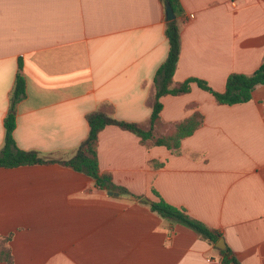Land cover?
<instances>
[{
    "label": "crops",
    "instance_id": "crops-1",
    "mask_svg": "<svg viewBox=\"0 0 264 264\" xmlns=\"http://www.w3.org/2000/svg\"><path fill=\"white\" fill-rule=\"evenodd\" d=\"M179 3L174 83L197 78L223 92L229 74L260 67L264 0ZM168 48L161 0H0V149L12 112L16 146L51 161L0 168V235H12L15 264H222L226 249L239 264H264V85L233 106L194 84L185 95L162 97L165 123L203 116L179 155L106 126L99 170L124 192L99 188L61 163L86 139L87 115L149 119ZM17 74L25 89L11 111ZM153 189L216 241L152 212L140 200L152 202Z\"/></svg>",
    "mask_w": 264,
    "mask_h": 264
},
{
    "label": "trees",
    "instance_id": "trees-1",
    "mask_svg": "<svg viewBox=\"0 0 264 264\" xmlns=\"http://www.w3.org/2000/svg\"><path fill=\"white\" fill-rule=\"evenodd\" d=\"M165 5L169 4L174 19H165V37L168 41V54L165 61L159 66L154 78V97L149 119L145 123H129L118 121L103 113L94 112L86 117L88 135L77 148L75 155L68 161L61 162L77 172L84 173L95 181L99 188L124 192L111 184L110 178L100 173L97 158V141L99 133L108 125H115L119 129L129 132L139 138L140 143L146 147H164L171 154L181 153V142L190 137L203 124V116L199 112L172 123H165L161 118V98L164 96H181L190 92L191 85H196L202 91L209 93L218 105L233 106L251 101L254 89L264 85V54L260 67L252 74L231 73L227 76L223 92L212 90L204 81L197 78H189L180 83H174L172 78L176 68L180 50L181 17L183 10L179 0H161ZM24 79L17 74L11 97V111L15 103L24 94ZM15 117L11 112L3 120L4 143L0 149V168L13 169L23 166L43 165L51 161L45 160L37 152L19 149L13 140L15 129ZM149 166L158 169L162 163L149 161ZM155 199L150 204V210L165 220L180 222L211 242L216 241L212 230L200 222L190 218L184 209H179L166 203L153 189ZM12 235H0V263L15 264L11 252L10 242ZM222 264H239L228 249L220 251Z\"/></svg>",
    "mask_w": 264,
    "mask_h": 264
},
{
    "label": "water",
    "instance_id": "water-1",
    "mask_svg": "<svg viewBox=\"0 0 264 264\" xmlns=\"http://www.w3.org/2000/svg\"><path fill=\"white\" fill-rule=\"evenodd\" d=\"M164 11H165V19L167 21H170V20L174 19V14H173V11H172V9H171L169 4L165 5ZM109 194L117 195V193H112V192H109ZM140 201L141 202H147V203L151 204V202L147 198H142ZM217 248L218 249H224L225 248L224 245H223V240L222 239L218 240Z\"/></svg>",
    "mask_w": 264,
    "mask_h": 264
}]
</instances>
